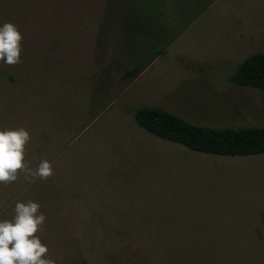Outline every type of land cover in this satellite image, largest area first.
Segmentation results:
<instances>
[{
  "label": "rangeland",
  "instance_id": "1",
  "mask_svg": "<svg viewBox=\"0 0 264 264\" xmlns=\"http://www.w3.org/2000/svg\"><path fill=\"white\" fill-rule=\"evenodd\" d=\"M197 2L0 0V25L22 37L20 62L0 61V130L27 131L23 162L52 169L0 183V220L37 203L42 258L264 264V154L193 152L135 120L160 108L204 128L264 127V92L232 81L264 53V0Z\"/></svg>",
  "mask_w": 264,
  "mask_h": 264
},
{
  "label": "clouds",
  "instance_id": "2",
  "mask_svg": "<svg viewBox=\"0 0 264 264\" xmlns=\"http://www.w3.org/2000/svg\"><path fill=\"white\" fill-rule=\"evenodd\" d=\"M18 29L11 23L0 25V61L6 65L20 62V41ZM30 137L22 128L0 130V183L5 185L17 180V170L26 173L25 179L52 174L49 163L41 161L32 171L24 161L25 145ZM39 205L28 201L17 202L11 221L0 220V264H55L46 257L48 248L35 235L43 225L45 216L39 213Z\"/></svg>",
  "mask_w": 264,
  "mask_h": 264
},
{
  "label": "trees",
  "instance_id": "3",
  "mask_svg": "<svg viewBox=\"0 0 264 264\" xmlns=\"http://www.w3.org/2000/svg\"><path fill=\"white\" fill-rule=\"evenodd\" d=\"M207 0L196 3L208 4ZM197 14V8L195 13ZM138 71H128L134 77ZM236 85L264 92V53L250 56L232 76ZM137 124L155 136L198 153L242 157L264 154V127L214 129L191 125L160 108H142L135 114ZM79 264H89L81 262Z\"/></svg>",
  "mask_w": 264,
  "mask_h": 264
}]
</instances>
